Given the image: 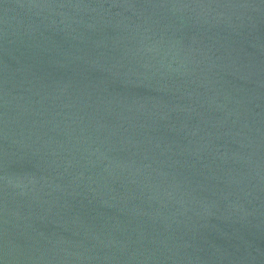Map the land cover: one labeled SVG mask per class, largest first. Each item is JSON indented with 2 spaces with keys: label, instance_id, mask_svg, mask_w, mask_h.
Instances as JSON below:
<instances>
[{
  "label": "water",
  "instance_id": "obj_1",
  "mask_svg": "<svg viewBox=\"0 0 264 264\" xmlns=\"http://www.w3.org/2000/svg\"><path fill=\"white\" fill-rule=\"evenodd\" d=\"M0 264H264V0H0Z\"/></svg>",
  "mask_w": 264,
  "mask_h": 264
}]
</instances>
